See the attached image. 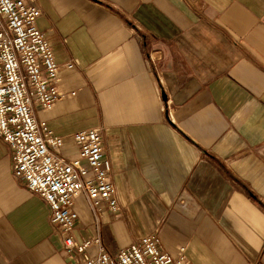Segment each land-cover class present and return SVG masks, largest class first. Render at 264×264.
<instances>
[{"label": "crops", "instance_id": "0c3cea01", "mask_svg": "<svg viewBox=\"0 0 264 264\" xmlns=\"http://www.w3.org/2000/svg\"><path fill=\"white\" fill-rule=\"evenodd\" d=\"M30 1L75 90L38 116L103 134L118 202L105 249L153 233L185 264H264V0ZM11 166L0 136V264H67L47 202ZM74 206L81 242L95 226Z\"/></svg>", "mask_w": 264, "mask_h": 264}, {"label": "built area", "instance_id": "2783aa9c", "mask_svg": "<svg viewBox=\"0 0 264 264\" xmlns=\"http://www.w3.org/2000/svg\"><path fill=\"white\" fill-rule=\"evenodd\" d=\"M41 8L30 0H0V136L11 151L12 172L48 204L67 264H185L160 249L158 238L146 233L109 253L100 225L104 212L116 213L118 202L104 157L99 127H83L65 136L41 119L36 106L50 108L75 90L62 87L61 65L45 31L39 27ZM76 60L66 61V67ZM75 154H70L68 144ZM88 204L95 226L83 241L73 236L75 200ZM94 246V253L87 247Z\"/></svg>", "mask_w": 264, "mask_h": 264}, {"label": "rangeland", "instance_id": "374dc122", "mask_svg": "<svg viewBox=\"0 0 264 264\" xmlns=\"http://www.w3.org/2000/svg\"><path fill=\"white\" fill-rule=\"evenodd\" d=\"M86 127H97V126H86ZM83 128V127H81ZM100 128V127H99ZM51 129V128H50ZM79 129V128H78ZM101 129V128H100ZM55 132V131H54ZM57 133V132H56ZM61 134V133H60ZM70 135V134H69ZM66 136V135H65Z\"/></svg>", "mask_w": 264, "mask_h": 264}]
</instances>
